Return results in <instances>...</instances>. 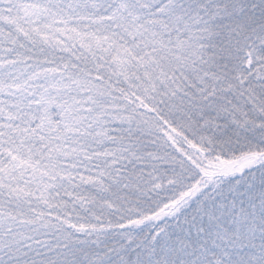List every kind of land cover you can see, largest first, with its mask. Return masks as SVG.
I'll list each match as a JSON object with an SVG mask.
<instances>
[{
	"label": "snow or ice",
	"instance_id": "1",
	"mask_svg": "<svg viewBox=\"0 0 264 264\" xmlns=\"http://www.w3.org/2000/svg\"><path fill=\"white\" fill-rule=\"evenodd\" d=\"M0 264H264V0H0Z\"/></svg>",
	"mask_w": 264,
	"mask_h": 264
}]
</instances>
